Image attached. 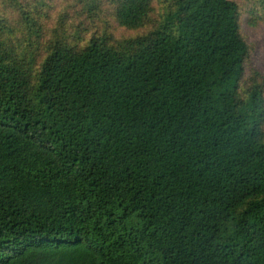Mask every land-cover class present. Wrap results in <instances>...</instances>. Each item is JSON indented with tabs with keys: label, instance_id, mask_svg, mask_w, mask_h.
Listing matches in <instances>:
<instances>
[{
	"label": "trees",
	"instance_id": "obj_1",
	"mask_svg": "<svg viewBox=\"0 0 264 264\" xmlns=\"http://www.w3.org/2000/svg\"><path fill=\"white\" fill-rule=\"evenodd\" d=\"M244 8L0 0V264H264Z\"/></svg>",
	"mask_w": 264,
	"mask_h": 264
},
{
	"label": "rangeland",
	"instance_id": "obj_2",
	"mask_svg": "<svg viewBox=\"0 0 264 264\" xmlns=\"http://www.w3.org/2000/svg\"><path fill=\"white\" fill-rule=\"evenodd\" d=\"M235 1H238L245 7L242 17V31L251 46L250 67L264 74V12L261 11V8H254L258 0ZM251 10L257 12L251 14ZM121 33H123V31ZM125 36H128V34Z\"/></svg>",
	"mask_w": 264,
	"mask_h": 264
}]
</instances>
